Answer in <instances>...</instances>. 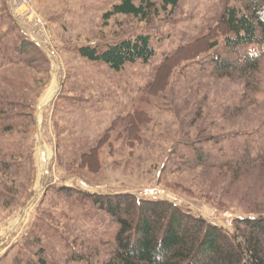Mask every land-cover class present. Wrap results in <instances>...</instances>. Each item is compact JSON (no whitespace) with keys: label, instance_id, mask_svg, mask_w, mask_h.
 Segmentation results:
<instances>
[{"label":"rangeland","instance_id":"rangeland-1","mask_svg":"<svg viewBox=\"0 0 264 264\" xmlns=\"http://www.w3.org/2000/svg\"><path fill=\"white\" fill-rule=\"evenodd\" d=\"M118 1L31 0L43 23L38 26L15 17L8 0H0L5 56L25 38L48 59L34 53L33 64L0 68V116L9 113L14 127L0 134V159L12 167L0 164V264H37L40 257L45 264L103 263L115 224L75 189L166 199L231 233L232 219L251 202L247 188L259 197L252 179L231 187L228 176L187 162L189 143L210 137L218 143L209 141L207 148L221 146L228 156L245 140L264 152V57L249 91L239 75L214 77L207 62L212 51L223 52L219 29L208 34L223 0H179L166 9L153 0L156 12L145 20L105 19ZM136 32L153 35L156 54L148 61L116 71L78 55L81 45L104 47ZM213 41L218 46L207 48ZM190 44L195 57L172 69L160 93L145 94L165 55ZM133 107L149 118L128 137L117 116ZM74 251L83 259L73 261Z\"/></svg>","mask_w":264,"mask_h":264},{"label":"trees","instance_id":"trees-1","mask_svg":"<svg viewBox=\"0 0 264 264\" xmlns=\"http://www.w3.org/2000/svg\"><path fill=\"white\" fill-rule=\"evenodd\" d=\"M178 1L159 0V3L166 9L176 7ZM156 9L153 0H119L104 14V18L119 14L145 20ZM214 29H219L223 35V54L212 51L208 55L211 74L218 79L239 75L244 79L245 90L249 91L251 79L264 57V0H223L219 21L210 28L208 34ZM193 45H184L165 55L153 79L145 85V94H158L163 90L172 69L193 55V52H188L191 47H196ZM217 46L218 43L213 41L208 43L207 48L214 49ZM77 52L82 58L105 63L119 71L127 63L148 61L156 54V45L151 33L136 32L107 43L104 47L97 44L81 45ZM196 52L200 53L195 50L194 54H198ZM34 53L40 55V60H48L38 44L20 38L13 43L10 56H5L6 52L0 49V68L18 62L33 64ZM10 118L9 113L0 116V134L14 129ZM148 118L146 112L134 107L124 116H117L118 120L123 119L122 122L126 123L127 135H130L128 131H135ZM3 119L7 120L3 122ZM209 141L218 143L213 137L199 140V143H189L186 155L189 156L187 162L190 166H200L205 171L217 170L224 177L231 178L232 181H228L231 187L252 179L259 193L255 199L252 188H247L251 191V195L247 196L251 202L243 215L232 219L234 231H226L166 199L73 189L74 193L82 195V202L84 196V203L98 209L115 224L110 254L101 264H264V152L252 141L245 140L232 148L233 154L228 156L225 149L221 151V146H217L216 151L208 149L206 145ZM5 158L3 156L0 159V164L9 170L12 168L11 162ZM59 189L71 190L67 187ZM83 257L80 252L74 251L71 259L75 261ZM88 258L90 256H86ZM37 264H45V260L40 257Z\"/></svg>","mask_w":264,"mask_h":264},{"label":"built area","instance_id":"built-area-1","mask_svg":"<svg viewBox=\"0 0 264 264\" xmlns=\"http://www.w3.org/2000/svg\"><path fill=\"white\" fill-rule=\"evenodd\" d=\"M13 15L18 19L31 18L34 25L41 26V18L36 13L31 0H8Z\"/></svg>","mask_w":264,"mask_h":264},{"label":"water","instance_id":"water-1","mask_svg":"<svg viewBox=\"0 0 264 264\" xmlns=\"http://www.w3.org/2000/svg\"><path fill=\"white\" fill-rule=\"evenodd\" d=\"M48 53L50 54V55H52V53L50 52V51H48ZM43 104L42 105H40L39 106V109L38 110H41L42 108H43ZM39 125V119H38V121H37V126ZM45 170H46V162H43V166H42V168H41V171H44L45 172ZM36 196V195H35Z\"/></svg>","mask_w":264,"mask_h":264}]
</instances>
